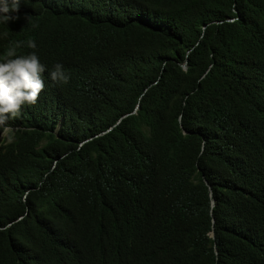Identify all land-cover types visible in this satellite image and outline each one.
<instances>
[{
	"label": "trees",
	"instance_id": "1",
	"mask_svg": "<svg viewBox=\"0 0 264 264\" xmlns=\"http://www.w3.org/2000/svg\"><path fill=\"white\" fill-rule=\"evenodd\" d=\"M30 1L0 24L46 66L0 126V264H264V0Z\"/></svg>",
	"mask_w": 264,
	"mask_h": 264
},
{
	"label": "clouds",
	"instance_id": "2",
	"mask_svg": "<svg viewBox=\"0 0 264 264\" xmlns=\"http://www.w3.org/2000/svg\"><path fill=\"white\" fill-rule=\"evenodd\" d=\"M43 1L47 0H36L41 5ZM79 1L82 2V0H72V5H79ZM33 2L0 0V24L7 25L9 21L19 19V15L11 13H19L20 7L25 8ZM26 19L30 20L27 14ZM3 35L7 37L8 33L5 32ZM27 46L35 49V41L29 40ZM21 47V42L12 41L0 55V126L6 125L9 118H18L27 105H35L45 87L46 66L35 51L25 54L19 51ZM49 77L54 82L60 83H67L70 79L61 64H56L49 71Z\"/></svg>",
	"mask_w": 264,
	"mask_h": 264
},
{
	"label": "water",
	"instance_id": "3",
	"mask_svg": "<svg viewBox=\"0 0 264 264\" xmlns=\"http://www.w3.org/2000/svg\"><path fill=\"white\" fill-rule=\"evenodd\" d=\"M183 67H184V69H186L187 68V63H185L184 65H183ZM139 107V106H138Z\"/></svg>",
	"mask_w": 264,
	"mask_h": 264
}]
</instances>
